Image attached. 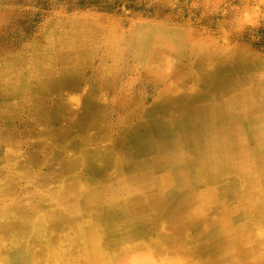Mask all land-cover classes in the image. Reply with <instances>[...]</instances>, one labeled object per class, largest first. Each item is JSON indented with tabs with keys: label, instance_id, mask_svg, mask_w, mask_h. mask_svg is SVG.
Returning <instances> with one entry per match:
<instances>
[{
	"label": "bare ground",
	"instance_id": "1",
	"mask_svg": "<svg viewBox=\"0 0 264 264\" xmlns=\"http://www.w3.org/2000/svg\"><path fill=\"white\" fill-rule=\"evenodd\" d=\"M147 57L145 77L163 88L139 115L127 110L122 135L84 146L97 140L92 130L102 120L99 105L89 101L74 122L81 146L66 143L79 153L41 177L59 185L31 192L25 205L21 194L11 195L12 186H0V236L3 230L8 236L0 255L5 246L16 251L15 264H109L121 248H144L150 239L156 264H195V255L221 245L233 260L264 256V72L250 77L247 61L215 73L210 61L197 65L196 75L179 65L164 72L160 51L149 49ZM206 75L213 84L205 88ZM40 209L42 216L33 217ZM30 230L47 235L45 255L40 247L33 251L37 259ZM151 261L136 253L119 264Z\"/></svg>",
	"mask_w": 264,
	"mask_h": 264
},
{
	"label": "rangeland",
	"instance_id": "2",
	"mask_svg": "<svg viewBox=\"0 0 264 264\" xmlns=\"http://www.w3.org/2000/svg\"><path fill=\"white\" fill-rule=\"evenodd\" d=\"M149 49L161 52L164 72L179 65L196 75L197 65L210 61L215 73L225 64L247 61L246 72L255 76L264 72V0H0V186H12L11 195L21 194L20 204L25 205L32 193L43 194L59 185L43 184L41 177L53 176L79 153L66 143L81 146L74 122L89 101L99 105L102 120L92 130L99 133L96 143L84 146L122 135L127 124L122 118L131 112L139 115L163 88L161 82L145 77ZM203 79V87L210 85V76ZM245 80L240 78L241 84ZM56 106L60 110L52 116ZM59 129L66 135H58ZM59 152L61 158L54 162L52 156ZM39 212L33 217L42 216ZM30 234L37 259L33 251L40 247L45 255L42 240L47 235ZM6 238L3 230L0 240ZM148 240L144 248H121L109 264L136 253L156 264V255L147 250L154 249ZM2 248L0 262L7 256L15 264L16 251ZM225 250L221 245L195 255L194 263L264 264L260 254L233 260Z\"/></svg>",
	"mask_w": 264,
	"mask_h": 264
}]
</instances>
